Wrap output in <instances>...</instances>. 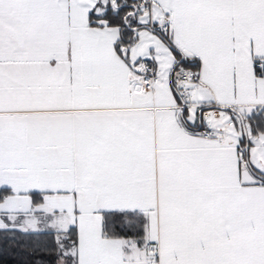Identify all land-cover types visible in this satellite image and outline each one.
I'll return each instance as SVG.
<instances>
[{
	"label": "snow or ice",
	"instance_id": "6c2138e0",
	"mask_svg": "<svg viewBox=\"0 0 264 264\" xmlns=\"http://www.w3.org/2000/svg\"><path fill=\"white\" fill-rule=\"evenodd\" d=\"M10 249L264 264V0H0Z\"/></svg>",
	"mask_w": 264,
	"mask_h": 264
},
{
	"label": "trees",
	"instance_id": "16d2710c",
	"mask_svg": "<svg viewBox=\"0 0 264 264\" xmlns=\"http://www.w3.org/2000/svg\"><path fill=\"white\" fill-rule=\"evenodd\" d=\"M16 249L0 252V264H20L21 256L16 254Z\"/></svg>",
	"mask_w": 264,
	"mask_h": 264
}]
</instances>
